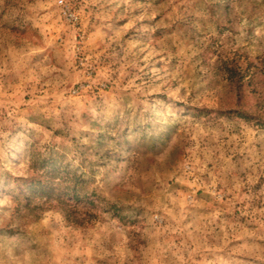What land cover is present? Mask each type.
<instances>
[{"label":"rangeland","instance_id":"rangeland-1","mask_svg":"<svg viewBox=\"0 0 264 264\" xmlns=\"http://www.w3.org/2000/svg\"><path fill=\"white\" fill-rule=\"evenodd\" d=\"M63 2L0 0V264H264V0Z\"/></svg>","mask_w":264,"mask_h":264},{"label":"trees","instance_id":"trees-1","mask_svg":"<svg viewBox=\"0 0 264 264\" xmlns=\"http://www.w3.org/2000/svg\"><path fill=\"white\" fill-rule=\"evenodd\" d=\"M230 74H229V78L233 80V84H234V88H233V92H234V99H235V104L238 105L242 102V98L244 96V93H243V88L245 87L244 86V82L243 81V75H239L236 70L234 68H231L229 70ZM236 111H240V110H236ZM226 112V111H224ZM240 113V112H237V114ZM242 114L241 117H251V115H254L250 112V110H245V111H242L241 112ZM257 116V115H255ZM258 118H260V116H258ZM260 121H264V118H260L259 119Z\"/></svg>","mask_w":264,"mask_h":264},{"label":"built area","instance_id":"built-area-1","mask_svg":"<svg viewBox=\"0 0 264 264\" xmlns=\"http://www.w3.org/2000/svg\"><path fill=\"white\" fill-rule=\"evenodd\" d=\"M58 4L63 8L65 7L63 0H58ZM63 15H64L65 19L67 20V22L73 23V22H76V20H77L76 16L67 9L63 10Z\"/></svg>","mask_w":264,"mask_h":264}]
</instances>
